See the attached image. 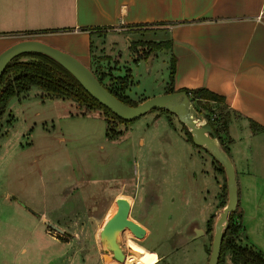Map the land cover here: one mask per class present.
<instances>
[{
    "label": "rangeland",
    "instance_id": "1",
    "mask_svg": "<svg viewBox=\"0 0 264 264\" xmlns=\"http://www.w3.org/2000/svg\"><path fill=\"white\" fill-rule=\"evenodd\" d=\"M99 40L105 53L111 54L112 44L123 53L118 67L127 77L124 94L130 99L152 94L167 80L163 51L148 63L133 65L119 41L112 43L108 36ZM124 64L131 66V75ZM87 66L95 75L101 71L111 75L104 84L113 82V66ZM43 93L31 86L12 95L8 122L5 110L0 115V139L5 138L0 149V197L8 192L32 213L0 203V264H105L106 259L117 264H206L218 213L210 225L207 221L217 199L227 198L225 176L214 168L208 152L186 139L177 116L149 110L122 123L101 110L85 111L71 99L51 100ZM191 103L196 115H212L217 129L222 128L217 116L221 108L208 110ZM115 193L121 195L113 199ZM118 198L132 205L128 214L132 224L118 233L122 261L98 240ZM74 213L85 218L67 230L50 229L39 219L43 214L50 223L62 225ZM233 215L239 222L236 208ZM221 264L238 263L227 250Z\"/></svg>",
    "mask_w": 264,
    "mask_h": 264
},
{
    "label": "crops",
    "instance_id": "2",
    "mask_svg": "<svg viewBox=\"0 0 264 264\" xmlns=\"http://www.w3.org/2000/svg\"><path fill=\"white\" fill-rule=\"evenodd\" d=\"M107 36L112 43L120 42L133 65L142 60L148 63L160 51L167 59L163 86L132 100L167 92L171 63V91L204 87L223 97L222 102L209 103L221 108L218 117L220 112L228 115L217 135L235 172L237 242L264 257V0H0V51L17 40L37 38L85 65L113 66L116 73L112 75L121 77L118 64L123 53L114 50L113 44L111 54L105 53L99 45V39ZM141 41L165 43L148 51ZM123 66L131 75V66ZM7 104L5 122L10 116ZM4 139L3 135L0 149ZM211 163L225 176L213 158ZM222 190L221 183L218 196ZM221 201L219 197L212 214L217 215ZM90 202H85V210ZM0 203L32 214L25 203L10 199L8 192ZM131 208L129 203L128 214ZM83 218L70 214L60 225L50 223L43 214L39 217L53 230L77 227Z\"/></svg>",
    "mask_w": 264,
    "mask_h": 264
},
{
    "label": "water",
    "instance_id": "3",
    "mask_svg": "<svg viewBox=\"0 0 264 264\" xmlns=\"http://www.w3.org/2000/svg\"><path fill=\"white\" fill-rule=\"evenodd\" d=\"M26 52L43 53L56 60L93 98L124 120H133L152 109H164L174 113L178 120L186 126L191 135L192 143L196 146H202L215 161L221 164L225 174L227 198L214 221L211 248L206 263L216 264L220 252L222 231L227 224L229 213L234 211L237 203L235 172L226 152L219 147L212 126L207 122L197 125L196 119H199L200 116L196 115L197 112L186 92L183 90L164 92L139 101L135 105H128L112 94L99 81L93 71L75 56L37 38L17 40L0 51V75L9 61ZM128 209L129 204L124 198L116 199L110 215L99 231L100 237H104L107 241L112 256L120 261L124 259V253L115 238L125 226L132 224H129L130 221L127 217ZM195 232L202 233V229L195 228Z\"/></svg>",
    "mask_w": 264,
    "mask_h": 264
},
{
    "label": "trees",
    "instance_id": "4",
    "mask_svg": "<svg viewBox=\"0 0 264 264\" xmlns=\"http://www.w3.org/2000/svg\"><path fill=\"white\" fill-rule=\"evenodd\" d=\"M165 42H150L141 41V44L147 45L149 50H155L164 45ZM27 56L29 59L22 60L21 57ZM127 70V69H126ZM127 70L126 72H128ZM95 73V72H94ZM172 63L169 72V82L167 87V92L172 89L170 87L172 80ZM109 73L101 72L97 75L99 81L119 100L128 104L135 105L138 101L130 99L124 94V89L126 87L127 77L115 76L111 77L113 82L109 84H104L103 80L105 77H109ZM111 76V75H110ZM31 86L39 87L47 97L56 98H68L74 101L78 106L85 107V111L91 110H101V112L106 117H111L116 119L118 122L127 123L129 121L120 118L111 112L107 107L99 103L95 98H93L80 84L79 82L56 60L50 56L39 53V52H26L14 57L11 61L7 63L0 75V115L5 110L8 99L15 94H20L26 92ZM186 92L188 97L195 107H203L208 110L215 109L210 101L222 102L223 97L214 93L204 87H198L193 89H181ZM157 110L160 113H171L164 109H152ZM214 113V112H213ZM202 117L206 118V122L209 123L216 133V137L219 141L220 147L227 152V148L222 145L221 140L217 135V127L215 125L214 117L210 119V115L199 112ZM218 114V111H217ZM221 114L220 123L223 124L227 120V113ZM218 116V115H217ZM109 121V119H107ZM131 121V120H130ZM185 137L187 140L191 141V135L188 132L185 125H182ZM217 162V161H216ZM220 168L223 170L220 163L217 162ZM224 192H226V184L224 185ZM226 194V193H225ZM226 199V197H225ZM225 199L221 201L220 207L225 204ZM233 211L229 213L227 218V224L222 231V240L220 244V252L216 264H221L222 254L227 250H230L232 258L235 263L238 264H264V257L253 250L251 247L241 245L237 242V234L240 228L239 222L233 219ZM215 217L214 214L210 215L207 225H210L212 219Z\"/></svg>",
    "mask_w": 264,
    "mask_h": 264
},
{
    "label": "bare ground",
    "instance_id": "5",
    "mask_svg": "<svg viewBox=\"0 0 264 264\" xmlns=\"http://www.w3.org/2000/svg\"><path fill=\"white\" fill-rule=\"evenodd\" d=\"M196 122H197V125H200V123H202V119L201 118L196 119ZM118 236H119V234L117 233L116 238H115L116 242L118 240ZM98 240L100 241V243H102L104 245V247H108L107 241L104 239V237L103 238L99 237ZM105 264H117V263L116 262H109L108 259H106V263Z\"/></svg>",
    "mask_w": 264,
    "mask_h": 264
},
{
    "label": "built area",
    "instance_id": "6",
    "mask_svg": "<svg viewBox=\"0 0 264 264\" xmlns=\"http://www.w3.org/2000/svg\"><path fill=\"white\" fill-rule=\"evenodd\" d=\"M212 115L210 116V119H212ZM200 118L202 119V123H204V122H206V118L205 117H202V116H200Z\"/></svg>",
    "mask_w": 264,
    "mask_h": 264
},
{
    "label": "flooded vegetation",
    "instance_id": "7",
    "mask_svg": "<svg viewBox=\"0 0 264 264\" xmlns=\"http://www.w3.org/2000/svg\"><path fill=\"white\" fill-rule=\"evenodd\" d=\"M203 232H205V231L202 230V233H203ZM111 254H112V253H111Z\"/></svg>",
    "mask_w": 264,
    "mask_h": 264
}]
</instances>
